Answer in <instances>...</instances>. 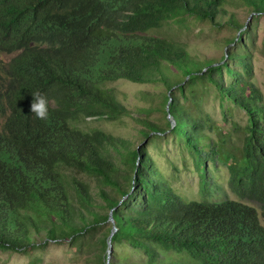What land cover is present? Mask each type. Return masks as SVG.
<instances>
[{
  "label": "trees",
  "instance_id": "16d2710c",
  "mask_svg": "<svg viewBox=\"0 0 264 264\" xmlns=\"http://www.w3.org/2000/svg\"><path fill=\"white\" fill-rule=\"evenodd\" d=\"M227 6L243 8L252 22L264 17V0H0V53L15 54L0 66V250L67 244L79 262L113 264L110 241L141 253L142 264H176L162 253L184 257L182 264H264V103L251 82L254 25ZM183 16L237 35L219 60L147 35ZM118 80L166 88L153 108L174 120L167 127L203 186L207 165L223 163L238 200L187 201L144 148L80 128L86 118L127 115L103 86ZM196 80L246 115L237 153L214 144L206 122L177 103L173 90L184 93ZM36 91L48 99L47 120L30 112Z\"/></svg>",
  "mask_w": 264,
  "mask_h": 264
},
{
  "label": "rangeland",
  "instance_id": "374dc122",
  "mask_svg": "<svg viewBox=\"0 0 264 264\" xmlns=\"http://www.w3.org/2000/svg\"><path fill=\"white\" fill-rule=\"evenodd\" d=\"M226 10L236 15L240 23L254 25L250 36L253 54L251 82L261 93L264 103V17L252 22V15L243 8L233 9L227 6ZM147 35L163 38L177 47L186 49L198 59L219 60L222 52L226 50V39L237 35V30L214 29L206 21H200L193 16H183L166 21L159 29L149 31ZM14 56L15 54L0 53V66L6 65ZM222 74L223 83L226 84L223 71ZM176 79H182V77L179 76ZM186 81L188 80L186 79ZM103 86L124 105L128 111L127 115L115 122L86 118L79 122L80 128L85 130L98 128L114 136L128 139L134 142L138 148H144L156 170L187 201H214L223 198L238 200L229 191L227 168L223 163L217 164L216 167L210 163L207 165L208 186L206 188L203 186L200 173L196 171L191 156L176 141L171 133V127H167L166 120L170 122L171 126H173L174 120L153 108L158 104L160 95L167 92L166 88L136 84L127 80L106 82ZM173 94L178 104L190 114L199 116L206 122L207 135L214 144L223 143L225 151L237 153L246 124V115L241 109L221 98L213 85L199 80L188 85L184 93L173 90ZM157 128H161L162 131ZM69 175L75 176L73 173H69ZM76 178L92 182L84 176H76ZM243 203L258 210L253 203ZM258 216L260 224L264 227V219L259 210ZM115 254L124 260L115 258ZM108 255L109 261L113 264H142L145 262V257L132 250L128 245L118 248L111 245V252ZM162 258L182 264L184 257L174 253H162ZM0 264L84 263L73 257V250L67 244L50 243L42 248L27 252L0 250Z\"/></svg>",
  "mask_w": 264,
  "mask_h": 264
},
{
  "label": "clouds",
  "instance_id": "9594fccd",
  "mask_svg": "<svg viewBox=\"0 0 264 264\" xmlns=\"http://www.w3.org/2000/svg\"><path fill=\"white\" fill-rule=\"evenodd\" d=\"M30 112L34 115V118L39 120H47L49 117L48 99L39 91L32 93Z\"/></svg>",
  "mask_w": 264,
  "mask_h": 264
},
{
  "label": "water",
  "instance_id": "95a60500",
  "mask_svg": "<svg viewBox=\"0 0 264 264\" xmlns=\"http://www.w3.org/2000/svg\"><path fill=\"white\" fill-rule=\"evenodd\" d=\"M169 100H170V98H169ZM173 125H174V124H173ZM109 221H110L112 224H114V221H113V219H112L111 216L109 217ZM115 231H116V228H115L114 225H113V233H111L109 239L113 236V234H114ZM110 252H111V243H110V241H108V254H109Z\"/></svg>",
  "mask_w": 264,
  "mask_h": 264
}]
</instances>
